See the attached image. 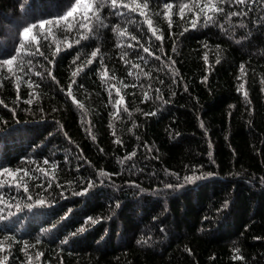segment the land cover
<instances>
[{"label": "trees", "instance_id": "16d2710c", "mask_svg": "<svg viewBox=\"0 0 264 264\" xmlns=\"http://www.w3.org/2000/svg\"><path fill=\"white\" fill-rule=\"evenodd\" d=\"M123 2L148 3L155 36L123 7L101 26L83 3L60 19L74 0H0V170L31 177L16 176L27 193L0 188V262L264 264V0H226L195 27V0L170 15L166 0ZM31 35L43 56L25 55Z\"/></svg>", "mask_w": 264, "mask_h": 264}, {"label": "snow or ice", "instance_id": "6c2138e0", "mask_svg": "<svg viewBox=\"0 0 264 264\" xmlns=\"http://www.w3.org/2000/svg\"><path fill=\"white\" fill-rule=\"evenodd\" d=\"M226 2V0H206L205 3H203V6H201V0H195L193 8L198 9L199 11L194 12L193 13V17L191 19H189V23L191 24L192 27L196 26V23L199 21L200 19V14L203 13L204 17H205V23H207L208 21H212L213 20V16L209 15V12L212 13H223L224 12V8L223 7H218V4H224ZM228 2H231V0H228ZM235 2L237 4H243L245 2V0H235ZM81 3H83V8H84V16H83V20L84 21H89L90 22V17L88 15V13H91L92 16L95 17L97 23H99L101 26H103V22L101 20V17L99 15L100 10H102L106 5L110 6L113 10V12L117 15H125V13L123 12H118L117 9L123 7L125 9H127L129 12L131 13H136L137 15L143 16L146 19V24L147 27L150 31H152L153 35H156V30L153 28V20L151 18H147L146 13L143 11V9H147L149 7L148 3L145 2L143 5L140 4H135L134 6L130 5L129 3H124L123 0H74V4L70 3L69 7L71 8V11H68L65 16H62L60 19L66 20L67 17H71L73 12L76 11V8H78ZM173 4L170 2V0H166L164 8L168 10V12L165 13V15H170L171 9L173 8ZM188 5H184L183 7L180 8V19H184V8H187ZM190 11H192V9H189ZM239 15V13H235V12H230L228 13V19L230 20L231 17ZM45 24L48 25H52L53 21H42L39 24V27L41 29L44 28ZM57 26L59 27V22H57ZM169 26L171 27V20H169ZM37 25L33 24L30 25L28 27H25L22 32L20 33L21 39L23 41H28L30 34L32 33L33 29L36 28ZM74 25L73 24H68L67 25V31H72L73 30ZM80 28H88L89 31H92L91 28H89V24L88 23H81L79 25ZM221 27H223V25H221ZM115 31H117L119 33L120 36H123L125 34V31H122L119 27H117L115 29ZM86 37H81V39H84ZM45 39H47V37H45ZM65 39H67V37H65ZM131 39L136 41L137 44H139V40L137 39L136 36H131ZM156 39L159 40H163L162 36H156ZM31 40L33 42H35V51L31 52V51H26L25 55L31 54V55H40L43 56L44 52H42L40 50V41L39 38L36 35H31ZM80 41L77 40L76 43H79ZM69 47H71V45H69ZM129 47H132V45H129ZM25 48V44L21 43L17 49V53L19 54L20 50ZM141 48L143 49V52L148 53L149 55L154 56L156 59H159L158 56H155V53H153L150 50V47H145L143 45H141ZM59 50V49H57ZM92 57H96L97 52L93 51L91 53ZM125 56L127 55L126 53L124 54ZM16 57H12L10 59H6L3 61L4 65H8L9 67L7 68V71L9 73L13 72V68L11 67L13 65V62L15 61ZM121 59H124V56L121 57ZM139 59L143 60L144 57L140 56ZM205 60H207V56H205ZM75 62V61H74ZM146 62V61H145ZM29 64L32 63V61H28ZM88 64L92 63V60L87 61ZM126 64L130 63L129 61H125ZM132 68H139L140 65L138 64H132L131 65ZM244 66H241V71H243ZM82 70V69H77V71L73 72V76H76L77 73ZM19 71H24V67L21 66L19 68ZM28 71H31V69H28ZM36 75H41V73L37 72ZM103 76H107V70H105V72L102 74ZM128 75H132V72L129 71ZM145 75H147V73H145ZM17 79H19V77H17ZM75 81H73L74 83ZM133 87H135V85H132ZM115 87V86H113ZM124 87H128V85H124ZM244 85L241 84L240 88H243ZM159 91V90H157ZM115 92L116 95L119 97L118 99H116L113 103V107H115L117 109L116 115L119 114V109L120 106L122 104H124V96L120 94V89L119 88H115ZM69 96L72 95V91H71V85H69V90L67 93ZM109 97H110V102L111 101V97H112V92H109ZM145 100L149 99L147 93L145 94ZM28 103H31V101H27ZM80 107H83V105H80ZM124 111L128 112V108L125 105L124 106ZM134 155V153H133ZM45 164H47V161H44ZM23 172V177H30L29 171L27 170H21L18 169L16 170V172H12L9 169H3L0 170V176H4L5 174H7L8 177H11L12 180L14 181L13 183H8L7 180H0V188H4V187H15L17 189H22L25 193L28 192V186L27 183H21V180H23V177H21V180H16V176L20 173ZM103 175V173H102ZM199 177H187V180H194V179H198ZM168 187H171V185H169ZM29 199H31V197H29ZM4 196L3 194H0V203H4ZM41 203H43V201H40ZM89 220H92V218H89ZM96 221L92 220V223H95ZM81 231H83V229H81ZM28 248V245H25V249ZM3 247L0 246V251H3ZM237 252H239V250H236ZM42 255L40 253L37 254V258H39V256ZM238 259H242V257L237 256ZM31 257H29V264H31ZM0 264H3V262H0Z\"/></svg>", "mask_w": 264, "mask_h": 264}]
</instances>
